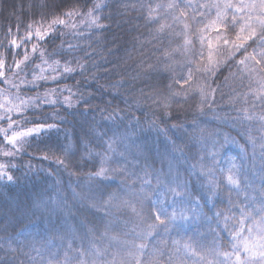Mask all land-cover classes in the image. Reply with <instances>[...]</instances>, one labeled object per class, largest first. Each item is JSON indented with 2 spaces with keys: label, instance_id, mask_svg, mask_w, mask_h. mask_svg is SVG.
Here are the masks:
<instances>
[{
  "label": "trees",
  "instance_id": "trees-1",
  "mask_svg": "<svg viewBox=\"0 0 264 264\" xmlns=\"http://www.w3.org/2000/svg\"><path fill=\"white\" fill-rule=\"evenodd\" d=\"M54 2L56 7L49 10L43 5L51 4V0H0V60L6 66L7 80L12 79L13 89L20 97L16 104L21 99L29 101L37 96L63 101L70 96L68 88L72 99L71 107L66 103L50 105L33 99L31 104L38 105L37 108L22 105L21 113H9L25 128L33 126L24 123L25 119L38 121L47 115V122L56 123L59 130L25 138L30 143H25L23 150L16 151L12 157L0 154V164L8 165L4 171L14 176L12 182L7 181V176L0 180V264H21V261L23 264H47L53 258L50 253H57L55 258L62 260L68 241L74 246H86L89 228L99 237L105 226L110 225L111 235L119 234L121 240L134 239L132 229L138 218L126 207L113 208L109 214L104 202L112 192L124 196L132 191L139 192L141 187L147 190L140 177L151 180L155 188L151 199H161L162 189L156 184V175L169 178L170 164L171 177L179 175L187 184L189 195L183 207L196 208L199 218L190 216L167 233L164 238L168 239L169 247L171 239L179 234L196 236L208 247L214 239L221 243L228 240L229 233L216 222L215 211L231 207L239 219L240 206L254 207L252 199L258 201L260 190L264 188V149L259 146L264 132L258 128V119H238L243 115L238 109H247L257 117L264 112V104L256 99L259 82L264 76L258 71L259 66L252 62L247 68L238 64L241 52L221 64L210 79L205 73L196 71L194 51L200 44L195 36L192 37L193 52L184 55L181 51H173L182 45L183 38L174 33L183 30L185 18L172 19L173 15L179 16L182 9L173 13L166 7H157L166 5L168 0H103L108 6L93 13L101 16L98 23L105 26L99 29L89 27L90 20L85 13L93 2L101 0ZM150 9H155L151 13L152 21L146 19ZM70 10L77 12L74 18L85 17L86 21L73 29L55 25L45 40H37L35 30L40 26L47 28L54 16L71 24L70 18L63 15ZM212 16H215V9ZM161 24L167 27L157 31ZM29 25L33 37L30 41L22 40ZM13 39L17 41L15 46L11 43ZM33 44L45 50L49 64L53 60L60 61L55 80L38 79L29 83L33 75L40 72L35 65L41 64L40 52H32ZM69 44L74 47L69 49ZM253 48L255 45L248 51L253 52ZM25 52L30 53V60L18 70L15 63L23 59ZM165 52L170 55L165 56ZM77 60L84 68L63 72L65 61L75 66ZM41 68L47 69V65L41 64ZM190 68L194 72L193 87L209 85L211 89H218L214 96H209L208 102L200 108L198 90L188 91L186 95L175 97L176 102L170 101L169 108H163L161 100L170 92L181 90V84L175 80L186 75ZM43 75L51 77L56 73L46 70ZM184 87L187 89L188 85ZM62 88L65 90L61 93ZM49 89H56L60 94L44 97ZM186 97L187 102H184ZM53 112H58L62 119L53 121ZM110 113L112 119H106ZM7 124V117L0 120V127H7ZM162 129H166V135ZM13 130H18L15 125ZM249 135L255 138V149L249 142ZM0 140H3L2 135ZM109 141H114V152H108ZM173 145H178L182 151L174 152ZM4 147L11 148L10 145ZM90 150L92 155H88ZM106 155L111 157L105 165L109 169L108 177L97 178L100 183L90 181L89 174L99 170L101 157ZM200 157L205 163L213 164L217 177L222 175L221 170L235 164L241 190L229 191L228 186H224L209 201L206 189L201 186L199 170H192V164ZM58 159L64 163H59ZM112 168L124 171L112 172ZM146 171L151 176H145ZM125 198L131 199V196ZM89 201H95L98 207H91ZM150 205L151 201H145L144 208ZM164 206L169 211L173 207L179 210V205L169 199L164 200ZM248 223L250 221L245 223L244 235H247ZM209 226L216 231H210ZM160 238L155 234L149 237V246L158 245ZM9 241L17 251L8 250ZM95 243L98 247L110 244L106 237L96 239ZM112 250L109 247V251ZM164 251L167 258L169 249ZM25 252L28 255H24ZM107 259L111 260V256Z\"/></svg>",
  "mask_w": 264,
  "mask_h": 264
},
{
  "label": "snow or ice",
  "instance_id": "snow-or-ice-1",
  "mask_svg": "<svg viewBox=\"0 0 264 264\" xmlns=\"http://www.w3.org/2000/svg\"><path fill=\"white\" fill-rule=\"evenodd\" d=\"M107 4L101 2H93L92 6L85 13V16L89 18V27L95 26L98 29L105 26L100 25L98 21L101 19L99 15H93L94 12L101 10L102 7H107ZM143 6V5H142ZM45 9L51 10L55 8L54 0H51V4L46 3L43 5ZM157 7H166L175 12L177 9H182L179 12V16L173 15L174 21H179V17H184L183 30L181 32L174 33L175 36H181L183 38L182 45H178L173 51H181L182 54L187 55L189 52L194 51L193 36L199 41L200 48L194 51V55L197 56L195 62L198 67L196 71L203 72L210 79L211 76L216 74L217 68L224 64L226 61L235 58L237 53H243L241 59L237 61L238 64L248 67V63L252 62L259 66L258 71L264 73V0H204L203 3H199L198 0H168L166 5H157ZM215 9V16H212V10ZM155 9H150V15L146 19L153 20L151 15ZM191 12V16L189 13ZM75 10H70L63 13L64 16L71 18L76 15ZM200 17L198 20L197 17ZM230 16V19H229ZM111 17H109L110 19ZM55 25H61L65 28H75V24H69L66 19L54 16L49 22L48 27H38L35 30V37L39 41L45 40V37L49 32L53 31ZM167 27L165 24H161L157 31H163ZM28 31L22 40L30 41L33 37L32 26H28ZM193 29H195L193 31ZM58 30V29H57ZM191 33V34H190ZM251 42V43H249ZM11 43L15 46L17 41L13 39ZM63 43V42H62ZM206 45V47H205ZM253 52H249L248 48L253 47ZM74 47L69 44V49ZM259 51H256V49ZM40 52L41 64H46L47 69L41 68V64L35 65V68H40L39 73L33 75V80L29 83H34L36 80H55L59 75L57 72V66L60 65L59 60H53L52 63H48L45 59V50L39 49L37 44L32 45V52ZM205 52L207 55H205ZM51 55V54H49ZM168 52H165V56H169ZM30 60V53L25 52L22 60L16 61L15 67L18 70H22L21 66L25 61ZM10 67V66H9ZM76 67L84 68V65L77 60V64L72 66L70 62L65 61L63 65L64 73H71L75 71ZM151 67V66H149ZM6 66L2 60H0V78H4L6 82L7 73ZM55 72L56 75L46 77L43 75L44 71ZM254 69H250L252 71ZM234 75V73L232 74ZM228 79L227 77L225 78ZM194 72L190 68L186 75H180L175 83L181 84V90L176 92H170L168 97L161 100V106L165 109L170 107V101H174L175 97L186 95L188 91L199 92L200 102L198 107L202 108L204 103L208 102L209 96H214L218 89H211L209 85H197L193 87ZM184 85H188L186 89ZM115 87V85H113ZM65 89H61L62 93ZM70 92V96L64 97L63 101H57L53 99H42L40 96L30 98L29 101L20 100L19 104H15L12 101H7L5 104H0V109H3V114H0V120L7 117V127H0V135L3 136V140H0V154L12 157L16 154V151L23 150L25 143H30L27 139L35 136H41L42 134L49 132L53 129H57L56 123H48L49 117L45 115L38 121L24 120V123H32V127H22L21 121L13 120L9 113L15 111L17 113L22 112L21 106L24 108L30 105L33 108H37L38 105L31 104L33 99H39L41 103H48L55 105L58 102L66 103L69 107L72 106L71 89H67ZM56 89L47 90L43 96L50 97L52 95H59ZM82 96V93L80 94ZM19 99V97H16ZM234 99V98H233ZM256 99L260 103L264 104V76L261 77L259 82V90ZM87 102V101H85ZM184 102H187V97ZM214 102V101H213ZM247 103V101H245ZM11 105V106H9ZM255 106V105H253ZM242 111L243 115L238 117L239 120L253 119L259 120L258 128L264 132V112L258 117L253 113L249 114L247 109H238ZM53 121L56 119H62L59 117L58 112H53ZM106 119H112L110 113ZM155 122H153L154 124ZM16 126L18 130H13V126ZM177 127V125H173ZM251 131V128L249 129ZM163 134L166 133V129H162ZM11 133V134H9ZM260 147L264 149V135L260 137ZM249 142L253 148L256 147L255 138L249 135ZM114 141L108 142V152H114ZM17 144L20 148L17 149ZM4 145H10L11 148H6ZM15 150V151H14ZM173 151H182L178 145H173ZM88 155H92L91 150ZM123 155V154H121ZM214 155V154H210ZM264 155V152H262ZM47 158V157H45ZM111 160L110 156H102L100 160V168L95 173H90L88 179L90 181L97 178H107L109 175V169L105 167ZM58 162L63 164L62 159H58ZM8 165L0 164V180L7 176V181L12 182L14 180L13 175H8L4 169ZM15 167V165H11ZM237 166L233 164L228 169L221 170L222 175L217 177L212 163H205L204 158H198L195 163L192 164V170H199V178L202 181V187L206 189L208 194V200L211 201L224 186H228L229 191L235 189L237 192L241 190L239 182V172L236 170ZM112 172H123V168H112ZM145 176H151L150 172H145ZM142 184L147 186L141 187L139 192L125 193L124 196L119 195L116 192L108 194V199L104 202L108 206V212L111 214L113 208L120 209L122 207L129 208L131 212L138 218V223L134 224L133 231L135 237L132 240H121L120 235H111L109 232L110 225L105 226L104 232L99 237L94 236L93 229H88L89 239L86 246H74L71 241L67 242V248L63 250V259H56L57 253H50L53 257L47 261V264H264V188L260 190V199L257 201L252 199V203L255 205L252 208H246L240 206L239 219L232 212L231 207L219 208L215 211L214 217L217 223H221L229 233V239L221 243L218 240H213L211 247H208L201 243L200 239L196 236H184L179 234L177 237L171 239V247H169L168 239L164 238L167 233L172 231L178 223L186 222L190 216L199 218L196 208L185 209L183 203L185 197L189 194L187 192V184L183 182L179 175L171 177V164L169 165V178L162 179L159 174L156 175V184L162 191L159 195L162 197L158 200H152V193L155 192L151 180L140 177ZM131 196V199L125 198ZM169 199L173 204L179 205V210L173 207L171 211L164 206V200ZM145 201H151L149 208H144ZM229 203L232 204L229 199ZM91 207H98L95 201H89ZM235 206V205H233ZM7 214H5V219ZM207 219L211 220L212 217ZM247 224V235L245 232V223ZM5 230H7L5 228ZM209 230L215 232L216 229L209 226ZM159 235L158 245L149 246V237L153 235ZM107 238L110 242L109 245L98 247L95 243L96 239L103 240ZM62 239V238H61ZM83 245V237L80 238ZM115 242V243H111ZM109 247L113 250L110 252ZM165 249H169L170 255L165 258ZM8 250L15 252L16 248L12 247V242L8 243ZM22 250V246H21ZM36 251H39L36 249ZM24 255H28L27 252ZM111 256V260L107 259V256ZM211 256L212 259H208ZM183 257L192 258L190 261L185 260ZM30 260H34L29 256ZM23 264V261H21Z\"/></svg>",
  "mask_w": 264,
  "mask_h": 264
},
{
  "label": "rangeland",
  "instance_id": "rangeland-1",
  "mask_svg": "<svg viewBox=\"0 0 264 264\" xmlns=\"http://www.w3.org/2000/svg\"><path fill=\"white\" fill-rule=\"evenodd\" d=\"M69 21L71 22V24H79V23H82L85 20V17H80V18H74V17H71L69 19ZM73 29V28H71ZM1 79L4 80V78H0V81H2ZM9 82H7L9 85L6 84V82H0V104H5L7 101H12L13 103H17L19 99H16V97H19L18 96V93L16 89H13V81L11 78L8 79ZM8 86V87H7ZM12 88V89H11ZM20 98V97H19ZM11 106V105H9ZM0 114H3V109H0ZM15 131V130H14ZM11 134V133H9ZM22 139H25V138H22ZM17 148H20V145L17 144L16 146Z\"/></svg>",
  "mask_w": 264,
  "mask_h": 264
}]
</instances>
